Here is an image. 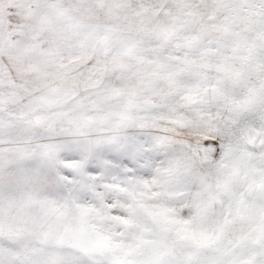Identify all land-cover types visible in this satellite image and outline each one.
Wrapping results in <instances>:
<instances>
[{
	"label": "snow or ice",
	"instance_id": "obj_1",
	"mask_svg": "<svg viewBox=\"0 0 264 264\" xmlns=\"http://www.w3.org/2000/svg\"><path fill=\"white\" fill-rule=\"evenodd\" d=\"M0 264H264V0H0Z\"/></svg>",
	"mask_w": 264,
	"mask_h": 264
}]
</instances>
